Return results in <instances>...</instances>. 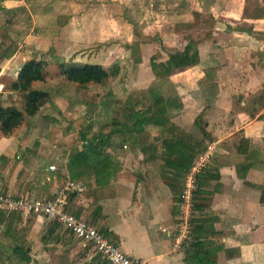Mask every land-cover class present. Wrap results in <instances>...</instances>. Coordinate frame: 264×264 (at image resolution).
<instances>
[{
  "label": "crops",
  "instance_id": "obj_1",
  "mask_svg": "<svg viewBox=\"0 0 264 264\" xmlns=\"http://www.w3.org/2000/svg\"><path fill=\"white\" fill-rule=\"evenodd\" d=\"M35 1L0 0V11L8 8L17 10L13 23L3 21L10 28L14 26V21L25 18L28 21L46 19L55 25L50 34L54 38L53 42L57 41L58 44L51 48L52 60L45 61L46 70L58 69V76L53 77L57 79L56 82L63 81L59 66L68 61L98 63L104 67L117 64L120 71L115 79L120 80L122 66L120 60L115 62V58L119 59L121 49L115 43L109 47L97 40V31L92 32L97 39L83 40L85 45L91 46L88 50L89 59L74 58L75 54L81 53L82 47L79 45L73 49L70 43L64 42L63 37L74 23L73 17L78 18L81 12L75 15L74 9L69 11V5L65 10L63 3L66 0H37L34 6ZM221 1L223 7L220 8H224L226 3ZM215 3L219 6V2ZM236 3V0H230L224 14L220 13L218 7L214 10L211 8L217 23L223 24L225 21L224 26L221 28L219 25L214 29L210 40L196 43L198 62L194 65L157 78L151 65V57L155 53L147 56V59H133L136 82L131 90L140 89L139 92L143 91L141 93L146 96H150V90L158 94L157 113L166 116L170 123L164 130L167 134L171 133V127H175V124L179 127L186 124L184 129L190 130L191 139L197 141L201 139L197 135L201 134L204 137L209 135L211 141L216 142V151L202 173L206 178L204 188L211 195L210 199H200L199 204L203 203L204 207L200 212L202 220L197 223L202 232H207L206 238L216 248L212 255L216 264H264V202L261 201L262 190L259 187L264 186V127L261 126L259 132L257 129L251 131L255 126L253 121L258 116L264 118V25L255 27V23H264V14L244 15V5L238 8ZM232 4L235 8L230 9ZM37 5L41 7L36 13L43 16L28 14ZM84 13L91 18L92 11ZM241 16L247 17L244 23L239 22ZM192 18L191 14L189 19L180 21L188 22ZM218 18L223 20L219 21ZM238 24L246 26L239 30L235 26ZM251 25L253 32L249 33L247 29L250 30ZM46 27L42 24L39 32L49 34L50 29ZM93 28L100 30L102 25L96 21L93 22ZM9 31V37L21 33ZM89 37H92L90 33ZM243 40L248 42L244 43ZM166 42L164 46L172 50L180 51L185 45L182 44L180 48L171 45L172 40ZM94 46L98 47L92 48ZM19 52L20 49H16L1 64L2 93L13 91L6 86L8 82L12 84L15 81L21 65L29 59L23 57L21 60ZM41 52L45 53V50ZM109 58L114 60L107 65L106 60L109 62ZM167 59L168 54L156 61ZM10 68L15 71L10 73ZM235 69H248L247 76L237 80L233 73ZM224 73L230 74L232 79L229 76L226 79ZM45 79L49 80V77ZM159 80L164 81L165 85L170 83L169 89L156 87ZM55 86L52 84L51 90L45 87L51 93V104L42 106L37 115L26 117L11 133L5 135L0 130V192L12 197L25 195L30 199L51 200L59 189L74 182L82 189L68 190L67 203L63 208L95 226L126 254L132 258H143L147 264H191L193 260L189 262L185 259L191 239L183 242L176 239L179 235L178 223L183 221L184 212L181 201H175L176 194L169 185L172 182L171 175L165 177L166 173H163L165 168L162 167L160 153L150 154L139 148L132 149L128 144L120 146L115 142L105 149L113 170L109 178L105 173L95 174L92 167L94 160L81 168L83 174L80 177H70L68 158L82 148V141L79 144L65 142L61 146L58 141H47L46 138H50L49 133L55 126L61 128L62 120L70 121L69 117L73 116L72 99L76 95L68 89L71 85L66 86L65 90L69 91L65 93L54 90ZM111 89L114 96L122 95L115 88ZM5 97L7 104L15 101L14 96ZM187 116L193 117V120L186 122ZM93 119L85 117L86 124H82L77 132L86 130L90 123L95 124L91 133L95 131L97 123ZM152 129L155 134L159 131L155 127ZM151 139L147 147L160 151V145L153 142L158 141L157 135H152ZM141 148H144L143 145ZM51 164L55 165L54 170L48 169ZM97 177H100L99 182ZM8 217L10 221L0 225V251H3L0 259L21 261L22 252L12 249L18 244L29 255V264L35 261L38 264H48L50 261L52 264H64L65 258L70 259L68 252L74 251L73 240L87 247L62 225L49 229L50 220L45 215L13 212ZM91 259L88 257L86 261L90 262Z\"/></svg>",
  "mask_w": 264,
  "mask_h": 264
},
{
  "label": "rangeland",
  "instance_id": "obj_2",
  "mask_svg": "<svg viewBox=\"0 0 264 264\" xmlns=\"http://www.w3.org/2000/svg\"><path fill=\"white\" fill-rule=\"evenodd\" d=\"M36 1L34 3V6L36 4ZM38 1L46 2L48 0ZM74 2L75 5L73 4L72 0H66L63 3V8L65 10H67L69 5V11H72L74 9L75 15L81 12L77 16L78 18L73 17L74 23L65 32L66 36L63 37L64 42H67L68 44L70 43L73 49L78 48L79 45L82 47L81 53H77L73 56L74 58H77L79 60L89 59L90 57V53L88 50L91 49V46L85 45V41L83 42V40L87 41L89 39H97L92 32L97 31V34H99L97 40L106 43V45L109 47L110 44L115 43L118 49H121V53L118 55L119 59L115 58V62L117 63L120 60L122 70L119 75L120 80L112 79L108 87H113L118 93H122L121 96H126L132 92V90L134 89L133 83L136 82L133 75V59H136L137 57H144V59H147V56H151L153 53H155L154 55L157 60L165 58L172 49L163 46V43H167L166 40H172L171 45L180 46V48H182V44H186V42L191 39L195 40L196 43H204L205 41L210 40L212 31L218 28L219 25L222 28L225 22L224 21L223 24H218V21H216L215 17L212 15L211 8H213L214 10L218 7L220 13L224 14L226 12V6L228 2H230V0H223V2L226 3V6L224 8H220L223 7L221 0H74ZM215 2H219V6ZM236 2V4H238V8L241 5H244V15L259 16L260 14H264V0H236ZM100 5L102 7L99 10ZM38 7L41 6L37 5V7L35 8L33 7L30 10L27 9L29 10L28 14L33 13V15L39 14V16H43L40 13H36L40 9ZM233 8H235V6L232 4L230 9ZM84 11H92V16L90 19L87 17ZM191 14L193 16L191 21H180L189 19ZM245 18L247 17L241 16V20L239 22L244 23ZM26 19L27 18L21 19L20 21L16 22L14 21V26L10 28V25L7 26V22L5 21L7 20V13H4L2 11V13L0 14V47L4 50H7V45L12 44L16 49L19 48V58L21 60H23V57H42V59L50 62L52 60L51 48H54V46L58 44L57 41L53 42L54 38L50 34L52 30H54L55 25H51V21H47L46 19L41 20L39 18L33 20L34 22L31 20L28 21ZM29 19H31V17H29ZM218 20L222 21L223 19L218 18ZM3 21H5L6 23H4ZM96 21L98 24L102 25V29L99 30L93 28V22ZM35 22L38 25H36ZM42 24H44V26H47V29H50L49 34H41L39 32V28ZM255 24V27L259 28L264 25V23ZM235 26L237 27V29L243 30L242 28H244L246 25L238 24ZM250 28V30H247L249 31V33H252L253 31L251 30L253 29V26L251 25ZM14 30L21 33L18 36L9 37L7 35V31L11 32ZM174 32H177L178 34L174 35ZM89 33L90 35H92L91 38L89 37ZM169 33H171V35ZM60 42L62 43L61 39ZM243 42L247 43L248 40H243ZM238 44H241V42H238ZM97 47L98 46H94L92 48ZM44 50L45 53L41 52ZM2 51L3 50H1L0 52ZM113 60L114 58H109L110 63L106 60V63H108L107 65L112 64ZM54 66H56V64H54ZM14 71L15 70L13 68L9 69L10 73H13ZM47 71L49 80L46 81V87H48L49 90H51L52 84H56V88L54 90H57V92L65 93L69 91L65 90L66 86H70L69 84H66V82L64 81L56 82L57 79L53 78L58 76V69L50 68L47 69ZM247 71L248 69H246V71H243L242 69H235L233 73L238 80V78L242 76H247ZM224 72H227V70H224ZM224 74L226 76V79L228 78L227 76L232 79L230 74ZM60 82L61 85H59ZM163 82L164 81L161 80L157 81L156 87L161 90H168L170 83L165 85ZM10 86L11 82H8L6 86L8 90L11 89ZM136 88L138 87L136 86ZM68 89L71 90V93L73 92L76 95L72 99V104L70 103L73 110V116L69 117L70 121L66 119L62 120V122L60 123L61 128L55 126V128L51 129L49 133L50 138H46L47 141H58V144L61 146L65 142L74 144L80 143V137L77 129L82 124H86L85 117L94 118V123H97L100 120L102 123L105 122L104 120H107L109 116L108 108L104 107L101 104L95 105V102L98 101L97 94L103 93L100 86H94V88H89L82 91H78L75 86H71ZM139 91L140 89H136L135 91H133V93L138 95L140 94V96L143 95V93H141L143 91ZM5 94H7V92ZM83 101H87L89 104H91V107L83 104ZM185 120L186 122H191L193 120V117L187 116ZM69 122L71 123V125H68ZM253 124H255V126H253V130L251 129V131H256L257 129V132H259L261 126L264 127V118L262 116H258L253 121ZM180 126L182 128L179 127L178 124H175V127H171V133L176 132L177 130H181V133L185 134L186 136H191L190 130L184 129L186 124ZM171 133H168V135H170ZM157 134H155L154 132L153 135ZM164 134L167 135L166 132H164ZM236 134L237 137H239V134ZM197 136L201 138H198V141L200 143L203 142L201 147L204 146L205 148V146L211 141L209 135H206L204 137L203 135L198 134ZM204 148L202 149V151L204 150ZM72 243H74L75 245V247L73 248L74 251L68 252V258L70 259L65 258L63 260L64 264H87L88 261L86 260L88 257L92 258L95 255L98 256L97 251L91 246L83 247L76 240H73ZM73 256L75 257L71 259V257ZM38 263L39 262L36 261L34 262V264ZM48 264H52L51 261Z\"/></svg>",
  "mask_w": 264,
  "mask_h": 264
},
{
  "label": "trees",
  "instance_id": "obj_3",
  "mask_svg": "<svg viewBox=\"0 0 264 264\" xmlns=\"http://www.w3.org/2000/svg\"><path fill=\"white\" fill-rule=\"evenodd\" d=\"M17 10L8 8L4 13H7V23H11L16 17ZM2 11H0V14ZM12 43V42H11ZM196 41L189 40L186 42L182 50H170L166 61L157 62L155 55L151 57L152 70L155 76H168L176 71L182 70L187 66L194 65L198 62V54L195 49ZM164 46V44H163ZM0 70L4 59H8L16 51L13 45H7V50L0 47ZM156 61V62H155ZM46 61L40 58L31 57L26 60L17 72L15 81L11 84L12 92L7 94L0 92V130L2 134H9L15 127L22 123L27 117L37 115L42 106L52 103L51 93L45 89L46 76ZM119 66L117 64L111 67H104L98 63L74 62L68 61L61 63L59 73L62 75L63 81L66 84L75 86L78 91L100 86L103 91L98 93V101L95 105L101 104L109 109V116L105 122L101 120L97 122V128L92 131L91 128L95 125L90 123L86 130L78 132L82 141V148L70 154L67 163V169L70 172V177L76 179L83 174L81 168L85 164L94 160L92 167L97 175L105 173L109 175L113 170L109 159L107 147L113 144H128L132 149L139 148L150 154L160 153L163 159V168L165 177L171 175L172 190L176 194L175 201L180 203L181 194L185 188L184 180L189 172L190 166L194 157L202 151L204 147L197 140L191 139L181 133V130L165 135L164 130L170 124L168 118L157 113L156 101L158 94L150 90V96L136 94L131 92L126 96H114L112 89L108 87L112 79H115L119 74ZM40 83V85H39ZM17 94V95H16ZM16 95V96H15ZM14 96V102L7 104V97ZM139 97V98H138ZM84 104L91 107L87 101ZM94 104V103H93ZM100 122V123H99ZM198 123V122H197ZM158 131L156 145H160L159 149L151 150L147 147V143L152 142L151 136L155 132L152 128ZM104 129H106L104 131ZM143 145L144 148H141ZM158 155V154H157ZM203 169L196 175L195 188L193 191V213L190 218L192 225L190 232V242L185 259H188L191 264H216V260L212 258L216 248L212 246L208 240L207 232H202L197 223L202 220L200 212L204 204H199L201 198L210 199L211 193L204 188L206 178H204ZM106 177V179H108ZM97 182L100 177H97ZM184 183V185L182 184ZM262 190L261 201L264 202V186H259ZM195 207V209H194ZM199 210V212H195ZM199 213V214H198ZM9 214H5V210L0 208V225L5 221H10ZM7 216V217H6ZM49 229L60 227L61 225L55 219H49ZM48 232V229H47ZM13 251L22 252V259L19 262L13 260L0 259V264H26L29 262V255L18 244L12 247ZM3 252V251H2ZM0 251V253H2ZM98 256H93L87 264H110L99 252Z\"/></svg>",
  "mask_w": 264,
  "mask_h": 264
},
{
  "label": "built area",
  "instance_id": "obj_4",
  "mask_svg": "<svg viewBox=\"0 0 264 264\" xmlns=\"http://www.w3.org/2000/svg\"><path fill=\"white\" fill-rule=\"evenodd\" d=\"M216 148V142H210L203 151L199 152L193 159L189 172L185 178V188L181 195V209L183 213L182 222L178 223L179 235L176 239L183 242L190 238L191 224L189 216L192 211V196L195 188L196 175L207 165ZM49 170H54L55 165L51 164ZM71 189L81 190L82 188L74 182H69L65 187L59 189L51 200L30 199L28 196L12 197L0 192V207H3L7 214L19 212L20 214H42L49 219H55L60 225L66 227L83 245L91 246L110 264H147L143 258H132L126 254L117 244L107 239L99 230L90 224L65 210L67 203V191Z\"/></svg>",
  "mask_w": 264,
  "mask_h": 264
}]
</instances>
